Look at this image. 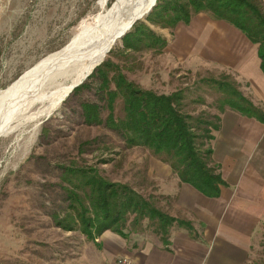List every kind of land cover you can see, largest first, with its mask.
Wrapping results in <instances>:
<instances>
[{"label": "rangeland", "instance_id": "rangeland-1", "mask_svg": "<svg viewBox=\"0 0 264 264\" xmlns=\"http://www.w3.org/2000/svg\"><path fill=\"white\" fill-rule=\"evenodd\" d=\"M122 1L0 0V93L42 57L111 14ZM156 2L126 32L145 22L157 34H169L168 28L150 25L145 19ZM165 38L168 40L169 35ZM105 60L117 64L127 79L144 89L157 93L179 90L182 110L206 120H213L218 82H228L223 75L172 68L153 48L127 49L123 37H118L47 111L71 85L82 65L74 62L56 70L55 79L31 95V104L13 122L15 128L0 136V264H97L94 237L86 238L78 230L65 231L52 218L69 210L66 191L72 185L63 169L70 165L95 168L99 176L126 184L155 205L147 194L154 188L149 173L151 161L159 160L157 156L143 146L126 147L119 134L103 124L87 125L83 121L81 102L97 104L102 119L106 114L95 71ZM114 114H121L118 101ZM76 193L81 195V189ZM130 217L124 222L125 228L131 227ZM262 236L246 264H264Z\"/></svg>", "mask_w": 264, "mask_h": 264}, {"label": "crops", "instance_id": "crops-1", "mask_svg": "<svg viewBox=\"0 0 264 264\" xmlns=\"http://www.w3.org/2000/svg\"><path fill=\"white\" fill-rule=\"evenodd\" d=\"M169 32H162L169 39L161 56L172 68L228 79L217 85L216 127L208 141L222 183L215 196H206L153 159L147 196L173 220L164 234L146 216L129 221L122 235L102 231L94 238L97 264H113L118 255L136 264H246L264 234V73L257 44L203 11Z\"/></svg>", "mask_w": 264, "mask_h": 264}, {"label": "trees", "instance_id": "trees-1", "mask_svg": "<svg viewBox=\"0 0 264 264\" xmlns=\"http://www.w3.org/2000/svg\"><path fill=\"white\" fill-rule=\"evenodd\" d=\"M199 11L231 23L256 43L264 73V6L260 0H157L145 19L150 25L171 30L176 23H186L192 13ZM121 37L123 47L134 51L153 48L161 54L167 44L166 38L145 22L133 25ZM95 71L106 114L102 119L97 104L81 102L84 123L103 124L118 133L126 147H145L166 163L179 181L206 196H215L222 181L210 162L208 141L217 116H212L213 120L192 116L182 110L179 90L157 93L144 89L137 81L127 79L110 60L96 65ZM116 101L120 104V115L114 114ZM63 171L72 185L66 191L69 210L63 216L53 214L52 218L65 231L78 230L91 240L104 230L122 235L124 222L131 215L130 221L144 216L156 218V231L164 234L165 226L173 220L126 184L99 176L95 168L70 165ZM79 188L81 195L76 193Z\"/></svg>", "mask_w": 264, "mask_h": 264}, {"label": "bare ground", "instance_id": "bare-ground-1", "mask_svg": "<svg viewBox=\"0 0 264 264\" xmlns=\"http://www.w3.org/2000/svg\"><path fill=\"white\" fill-rule=\"evenodd\" d=\"M153 1L123 0L111 14L73 36L61 49L42 57L23 76L0 93V136L8 134L15 128L13 122L31 104V95L52 81L56 70L74 62L82 65L71 85L65 87L62 94H59L60 98L53 100L54 102L46 109L50 111V107L70 90L78 78H82L104 56L131 21L145 14Z\"/></svg>", "mask_w": 264, "mask_h": 264}, {"label": "built area", "instance_id": "built-area-1", "mask_svg": "<svg viewBox=\"0 0 264 264\" xmlns=\"http://www.w3.org/2000/svg\"><path fill=\"white\" fill-rule=\"evenodd\" d=\"M113 264H136V263L127 256L118 255L115 257Z\"/></svg>", "mask_w": 264, "mask_h": 264}, {"label": "water", "instance_id": "water-1", "mask_svg": "<svg viewBox=\"0 0 264 264\" xmlns=\"http://www.w3.org/2000/svg\"><path fill=\"white\" fill-rule=\"evenodd\" d=\"M151 5H153V3L151 4ZM139 17H135L132 21H131V23L128 25V27L125 29V30H123L119 35H118V37H121L128 29H129V27L131 26V24L135 21V20H137Z\"/></svg>", "mask_w": 264, "mask_h": 264}]
</instances>
